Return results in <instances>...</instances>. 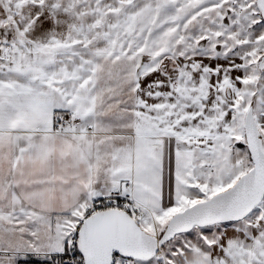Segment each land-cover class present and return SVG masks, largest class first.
<instances>
[{"label": "snow or ice", "instance_id": "snow-or-ice-1", "mask_svg": "<svg viewBox=\"0 0 264 264\" xmlns=\"http://www.w3.org/2000/svg\"><path fill=\"white\" fill-rule=\"evenodd\" d=\"M0 264H264V0H0Z\"/></svg>", "mask_w": 264, "mask_h": 264}]
</instances>
